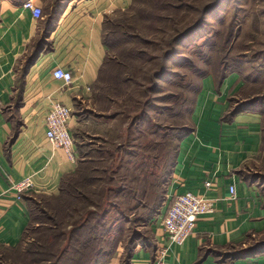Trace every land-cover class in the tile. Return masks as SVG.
<instances>
[{
  "label": "rangeland",
  "instance_id": "374dc122",
  "mask_svg": "<svg viewBox=\"0 0 264 264\" xmlns=\"http://www.w3.org/2000/svg\"><path fill=\"white\" fill-rule=\"evenodd\" d=\"M215 1L133 0L106 19L98 121L80 126L82 163L60 194L31 204L24 241L3 264H126L130 249L153 247L179 139L211 75H239L244 98L233 105L256 101L263 146L251 170L264 193V0H218L173 45Z\"/></svg>",
  "mask_w": 264,
  "mask_h": 264
},
{
  "label": "crops",
  "instance_id": "0c3cea01",
  "mask_svg": "<svg viewBox=\"0 0 264 264\" xmlns=\"http://www.w3.org/2000/svg\"><path fill=\"white\" fill-rule=\"evenodd\" d=\"M25 1L0 0V264L22 245L32 223L31 204L60 194L82 163L79 129L98 119L96 88L108 58L104 24L133 2L35 0L43 9L37 19L22 7ZM56 67L70 70L73 81L54 78ZM243 85L237 73L220 82L206 77L194 126L179 139L168 203L159 217L185 192L213 199L215 210L199 217L183 244L171 246L167 264H264V250L246 253L264 241V193L251 170L262 151L263 117L246 110L226 118L232 100L244 98ZM56 103L72 112L74 159L46 136V117ZM30 176L33 188L18 192L15 184ZM163 234L160 223L154 246L136 247L129 264H153Z\"/></svg>",
  "mask_w": 264,
  "mask_h": 264
},
{
  "label": "built area",
  "instance_id": "2783aa9c",
  "mask_svg": "<svg viewBox=\"0 0 264 264\" xmlns=\"http://www.w3.org/2000/svg\"><path fill=\"white\" fill-rule=\"evenodd\" d=\"M22 7L32 12L37 19L43 17V9L35 0H26ZM54 78L62 80L65 84L73 81L72 72L63 67L53 70ZM2 102L0 100V109ZM72 112L63 103H56L49 110L46 117V136L54 148L65 151L69 158H75V137L71 126ZM34 186L32 177H26L15 184L18 192L23 193ZM236 186H230L231 198H236ZM215 210V203L204 195L194 192H185L177 195L170 203L161 225L164 230L162 239L154 250L153 264H167L166 259L172 245H181L193 234L201 215L210 214Z\"/></svg>",
  "mask_w": 264,
  "mask_h": 264
},
{
  "label": "trees",
  "instance_id": "16d2710c",
  "mask_svg": "<svg viewBox=\"0 0 264 264\" xmlns=\"http://www.w3.org/2000/svg\"><path fill=\"white\" fill-rule=\"evenodd\" d=\"M218 0H216L213 4V6H208L206 5L204 8V12L203 15L192 25L188 26L184 31L180 32L173 41V45L176 47L178 46V44L180 43V41H182L186 36H188L190 33H192L195 29H198L204 21L205 16L207 15V13L213 9V7H215V3ZM104 42L107 45V47H110V41L108 40V37L104 34ZM215 75V74H214ZM216 76V75H215ZM218 82L223 81L226 77L224 76V74H220V76L217 75V77H215ZM235 100V98L232 100V102ZM235 105H237L236 107H234ZM256 101L251 100L250 97H247L246 99L237 102L236 104H232V108L230 110V113L226 116V118L229 120L230 118H232V116L236 115L237 113L246 111V110H255L258 111V108H256ZM188 131V130H186ZM164 204H162L161 208L159 209V213H158V217L159 215L162 213V209ZM88 245V244H87ZM136 248H132L129 251V256H128V262H126V264L130 263V259L132 258L134 251ZM264 250V241H262L259 245L252 247L251 249L247 250L246 253L250 254V253H257V252H261Z\"/></svg>",
  "mask_w": 264,
  "mask_h": 264
}]
</instances>
